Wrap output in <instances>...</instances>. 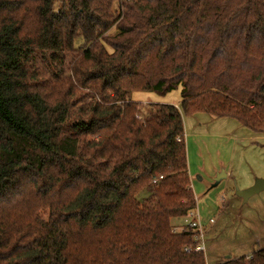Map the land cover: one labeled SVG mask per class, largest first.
<instances>
[{"label": "trees", "instance_id": "obj_1", "mask_svg": "<svg viewBox=\"0 0 264 264\" xmlns=\"http://www.w3.org/2000/svg\"><path fill=\"white\" fill-rule=\"evenodd\" d=\"M199 113L264 135V0H0V264H206L173 230Z\"/></svg>", "mask_w": 264, "mask_h": 264}, {"label": "rangeland", "instance_id": "obj_2", "mask_svg": "<svg viewBox=\"0 0 264 264\" xmlns=\"http://www.w3.org/2000/svg\"><path fill=\"white\" fill-rule=\"evenodd\" d=\"M119 6H114L116 15ZM65 76L72 77V73L67 71ZM181 92L182 87L164 96L125 91L119 104L131 100L142 103L138 118L145 121L155 112L156 104L180 110ZM183 124L196 209L207 229L206 264H221L264 249V191L247 202L238 195L264 179V135L236 119L206 113L183 115ZM173 224L179 226L182 220L174 219Z\"/></svg>", "mask_w": 264, "mask_h": 264}, {"label": "built area", "instance_id": "obj_3", "mask_svg": "<svg viewBox=\"0 0 264 264\" xmlns=\"http://www.w3.org/2000/svg\"><path fill=\"white\" fill-rule=\"evenodd\" d=\"M156 183V182H155ZM182 220V224L173 228L174 232H187L193 233L196 241L195 247H188L186 251L195 250L197 252H205V238H206V225L203 223V220L197 209L191 211L186 217ZM210 223H214V220L211 219Z\"/></svg>", "mask_w": 264, "mask_h": 264}, {"label": "water", "instance_id": "obj_4", "mask_svg": "<svg viewBox=\"0 0 264 264\" xmlns=\"http://www.w3.org/2000/svg\"><path fill=\"white\" fill-rule=\"evenodd\" d=\"M264 191V179L256 180L255 184L248 189L238 192V195L247 202L251 197Z\"/></svg>", "mask_w": 264, "mask_h": 264}, {"label": "crops", "instance_id": "obj_5", "mask_svg": "<svg viewBox=\"0 0 264 264\" xmlns=\"http://www.w3.org/2000/svg\"><path fill=\"white\" fill-rule=\"evenodd\" d=\"M189 172H190V170H189ZM190 177H191V175H190Z\"/></svg>", "mask_w": 264, "mask_h": 264}]
</instances>
